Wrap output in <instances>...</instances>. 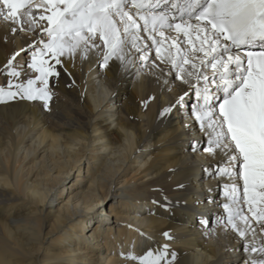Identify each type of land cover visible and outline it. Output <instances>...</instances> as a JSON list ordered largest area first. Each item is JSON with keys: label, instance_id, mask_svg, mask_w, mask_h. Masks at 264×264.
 <instances>
[{"label": "bare ground", "instance_id": "obj_1", "mask_svg": "<svg viewBox=\"0 0 264 264\" xmlns=\"http://www.w3.org/2000/svg\"><path fill=\"white\" fill-rule=\"evenodd\" d=\"M4 32L0 25V37ZM177 37L191 51L187 38L175 31L164 48ZM155 47L149 55L158 60ZM11 51L12 45L0 43V64ZM95 65L94 58L81 72L77 64L76 88H67L62 78L48 112L39 102L0 105V264H139L121 252L132 250L133 242L137 254L146 246L158 248L169 230L180 264H244L243 241L232 233L205 235L198 223L201 214L214 221L223 212L232 183L240 185L236 196L242 197L243 181L232 169L231 178L209 176L224 161L186 151L192 139L204 142L194 121L189 129L182 127L190 119L194 95L183 115L161 119L160 101L172 99L176 88L168 93L150 76L133 82L116 64L106 71ZM152 93L158 100L143 108L141 99ZM83 165L76 187L67 186L71 190L62 202L64 181ZM233 165L238 169L237 162ZM173 167L178 170L170 173ZM179 183L186 187L177 190ZM165 195L180 203L149 214L155 207L151 201ZM104 204L107 209L100 214ZM137 228L154 240L140 236Z\"/></svg>", "mask_w": 264, "mask_h": 264}, {"label": "snow or ice", "instance_id": "obj_2", "mask_svg": "<svg viewBox=\"0 0 264 264\" xmlns=\"http://www.w3.org/2000/svg\"><path fill=\"white\" fill-rule=\"evenodd\" d=\"M0 25L5 29L0 43L12 45L0 64L6 80L0 85V105L39 102L48 112L60 80L66 78L65 86L76 88L77 64L83 72L94 58L101 71L116 64L133 82L150 76L161 91L176 88L172 99L160 101L161 119L183 115L194 95L190 119L182 127L189 129L194 121L204 142L192 139L186 151L224 161L209 176L231 178L232 169L243 181V196H236L240 185L232 183L223 212L214 221L201 214L200 228L205 235L234 234L243 241L244 264H264V51L233 52L257 43L264 49V0H0ZM172 31L187 38L191 51L178 37L164 48ZM153 45L158 60L149 55ZM22 56L27 59L21 61ZM157 100L152 93L140 104L146 109ZM177 170L169 168L170 173ZM185 187L176 185L177 190ZM151 203L155 207L149 214H155V208L171 211L180 201L165 195ZM162 235L167 242L158 248L146 246L137 254L133 242V249L121 255L139 264H180L171 243L175 236L170 230Z\"/></svg>", "mask_w": 264, "mask_h": 264}, {"label": "rangeland", "instance_id": "obj_3", "mask_svg": "<svg viewBox=\"0 0 264 264\" xmlns=\"http://www.w3.org/2000/svg\"><path fill=\"white\" fill-rule=\"evenodd\" d=\"M40 157V156H39ZM38 157V158H39ZM80 166V165H79ZM83 168H84V165H83V167H79V171L80 172H77L76 170H73L69 175H68V177L66 178V180L64 181V183H63V185L65 186V189H64V191H63V198L61 197L60 198V200L62 201V202H64L65 201V199H66V197H67V191H69V190H71V189H73L72 187H76V185H77V183H76V185H75V179H76V175H79V173H81V171L83 170ZM71 184V185H70ZM68 185H70L71 186V189H69V187H68V189H67V186ZM61 188L62 187H57V192H61ZM61 202V203H62ZM107 204V203H106ZM107 209V207H106V205L104 204L103 206H101L97 211L101 214V212H103L104 210H106ZM98 215V214H97ZM95 216H96V214H95ZM103 218H108L109 217V215H105V216H102ZM48 222V221H47ZM45 223V222H44ZM87 224H89V225H92V222H90V223H88L87 222ZM94 224V223H93ZM47 229L48 228H44V226L42 227V232H46L47 231ZM42 249V248H41ZM41 249L39 250V251H41Z\"/></svg>", "mask_w": 264, "mask_h": 264}]
</instances>
